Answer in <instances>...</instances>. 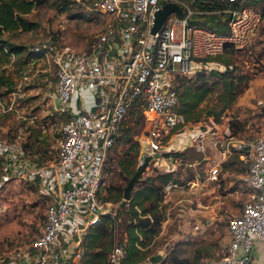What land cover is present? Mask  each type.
I'll return each instance as SVG.
<instances>
[{"label": "built area", "instance_id": "built-area-1", "mask_svg": "<svg viewBox=\"0 0 264 264\" xmlns=\"http://www.w3.org/2000/svg\"><path fill=\"white\" fill-rule=\"evenodd\" d=\"M166 2L177 3L181 14L170 11L153 30L156 12ZM93 5L102 24L82 48L55 41L52 45L38 41L31 46L34 52L51 57L55 80L50 105L64 117L48 148L51 157L46 160L29 154L20 142L27 125L35 121L34 115L26 116L24 123L17 125L13 142L0 139V154L12 159L8 163L1 161V167L5 171L13 169L3 177L27 175L36 186L37 197L44 201L38 233L31 239L30 249L21 253L22 263H78L87 227L99 220L101 213H113L117 205L102 197V166L120 121L137 101L145 123L137 135L138 163L147 157L143 172L148 174L150 165L174 171L183 163L194 170L187 183L200 186L204 178L218 180L222 161L232 153L246 163L240 179L248 190L239 212L228 215L226 243L210 264H247L252 259L255 240L264 239V130L238 137L229 122L222 126L220 121L203 125L192 144L202 156L194 160L174 157L165 142L178 129L183 132L188 122L176 108L180 77L206 69L210 62L207 56L249 46L258 34L264 13L240 0H94ZM206 12L226 16L227 29L216 30L192 21ZM30 73L32 64L27 63L21 70L22 78H28ZM21 93L12 89L7 102L0 100L1 115L19 113L15 94ZM258 103L264 111V99ZM45 124L40 122L42 129ZM208 133L211 154H207L203 140ZM12 149V153L6 152ZM201 162L208 163L204 173L196 168ZM176 185L172 179L165 182L163 200ZM169 205L164 209L159 229L165 239L151 254L158 257L151 260L149 255L136 264H167L169 250L176 240L202 234L209 227L198 199L182 197ZM172 218L177 230L165 236ZM125 256L124 244L115 242L107 264H123ZM4 264L18 263L10 259Z\"/></svg>", "mask_w": 264, "mask_h": 264}, {"label": "rangeland", "instance_id": "rangeland-1", "mask_svg": "<svg viewBox=\"0 0 264 264\" xmlns=\"http://www.w3.org/2000/svg\"><path fill=\"white\" fill-rule=\"evenodd\" d=\"M52 1L56 5L66 2L67 10H58ZM93 4L94 0L37 1L34 7L26 13L28 18L38 22L37 26L29 30L4 31L2 36L25 46L26 51L38 41H47L49 45H52L54 41L57 44L68 43L76 48H82L90 35L100 29L102 24V18L94 9ZM176 33L178 34V29H176ZM221 54V56L210 55V57H206L210 61L206 71L210 68L225 71V60H227L230 67L236 65L237 70L242 72L244 77L239 80L237 76L231 77L224 74L222 77H213L212 75L205 79L203 74H208L209 72L197 73L195 71L190 73V81L195 79L198 82L205 81L206 96L194 106V114L188 117L185 130L196 129V131H199V129H203V125L211 126L214 119L207 112L212 107L218 109L221 106L222 114L219 126L231 121L234 133L238 137L260 134L264 130V111H262L258 103L259 99H264V23L254 42L249 47ZM27 63L32 64V73L29 74L28 78L23 79L19 68L25 67ZM50 67V56L39 54L37 56H29L26 59L23 54L15 55L5 65L4 74H9L15 83L12 89L22 92L20 95L15 94L16 106L22 116L16 117L15 114L19 113L13 111L0 114V139L6 142L14 141L12 137L15 135L16 127L19 123H24L26 116L34 115L35 119L37 116L46 117L44 119L41 118L44 123L46 122L45 128L41 130V134L37 139L31 140L32 144L27 146L28 149L23 144L26 139L20 140L22 146L27 149L29 154H37V156H42L46 160L52 155L48 148L56 139L55 128L61 118H64L56 113L50 105L55 80L54 70ZM220 78H224L226 81L224 87L223 82H219ZM9 91H6L5 86H0L1 101H8ZM222 103H224V106H222ZM41 119L37 122L40 129ZM53 121L55 122L54 125L48 124ZM180 130L182 128L175 131L171 139L165 142V145L170 147V152L174 149L182 148L186 134L180 133ZM210 137L211 134L208 133L203 139L206 142L207 154L212 153V149L209 146L211 143ZM123 145V142H119L116 144V151L115 149L110 151L112 152L113 160L110 163L112 168L107 175L114 174L112 178L108 176L110 182H124L121 174L118 173L120 166L117 163L118 158L116 156L117 152L121 153L124 150ZM13 151L14 149L6 152L10 154ZM1 161L8 163L12 159L8 156L4 158L0 154ZM207 164V162H201L196 168L204 173V167ZM163 168V166L155 168L150 165L149 169L151 170L148 171V174L155 175V184H159L156 173L164 171ZM11 170L13 169L11 168ZM11 170L5 171L0 163V264L7 259L9 254L17 251L22 253L24 250L30 249V241L38 233L44 208V201L42 198L37 197L38 193H25L26 177L21 176L18 180L14 179L15 176L3 177L4 173L11 174ZM243 170L242 164L237 161L233 162V164L223 163L219 171L218 180L209 181L204 178L200 186H190L187 183L194 172L193 166H185L182 163L174 170L175 173L177 172V179L172 180L177 185L166 196V200H163L165 183L163 184L158 206L165 203L163 208L166 210V207L174 203L176 199L182 197H190L194 201L198 199L203 205L201 209L206 210L209 214L211 213L213 220H209V227L202 234H193L187 238L176 240L167 257V264H190L195 261H201V264H210L214 257L222 253L227 239L228 215L239 212L248 190L247 185L240 179V174ZM148 174L141 171L138 175H141L140 178L142 180V177ZM108 180L105 178V183ZM137 183L135 181L133 187ZM197 189V193L200 194L199 197L196 193ZM168 223L171 226H169L170 234H174L177 227L171 224L173 223V218ZM116 232L117 236L120 237L122 234L121 225L116 228ZM163 236L158 230L155 236L150 239L148 244L149 251L147 250L149 253L156 252L162 246L165 239ZM254 244H256L254 249L255 258L247 264H264V239H256Z\"/></svg>", "mask_w": 264, "mask_h": 264}, {"label": "trees", "instance_id": "trees-1", "mask_svg": "<svg viewBox=\"0 0 264 264\" xmlns=\"http://www.w3.org/2000/svg\"><path fill=\"white\" fill-rule=\"evenodd\" d=\"M37 1L41 2L43 0H0V86H5L6 91H9L10 89L12 90L15 83L9 74H4L5 65L13 59L15 55L23 54L27 59L29 56H37L39 53L34 52L31 47L26 51L25 46L6 39L2 36V33L4 31L29 30L35 28L38 22L34 19L28 18L26 13L34 7L35 2ZM52 2L56 5L54 1ZM240 3L252 5L261 9L264 13V2L262 0H240ZM56 6L60 11L67 10L68 8L66 2L57 4ZM223 16L224 15L219 13L206 12L202 13L198 18L193 19L192 21L222 31L227 29V18L226 16ZM263 23L264 20L261 27L263 26ZM238 50L241 49L230 48L226 52ZM221 55L222 54H218L216 56ZM225 63V71H218L214 68H210L208 71H206V69H201L196 72H209L208 74H203L205 79L212 75L213 77H222L224 74L230 75L231 77L237 76L239 80L243 79L244 74L237 70L236 65L230 67L227 60H225ZM22 69L23 67L19 68L20 73ZM204 82L205 81L198 82L196 79L190 81L189 75H182L179 79L177 85L178 103L176 108L183 113L186 121H188V117L194 114V106L206 96ZM219 82H223V87L226 85L224 78H220ZM222 106H224V103H222ZM221 111V106L218 109L212 107L208 110L207 114H211L214 121L218 122L221 118ZM41 118L42 117L37 116L35 121L28 124L25 128V133L27 132V134H25L24 138L26 141L23 142V144L27 149V146L32 144L31 140L37 139L41 134L42 127L40 126L41 129L39 128V123L36 125V122ZM44 118L46 117H43L42 119ZM42 119L41 121H43ZM229 123L230 125L232 124L231 121H229ZM144 124V118L140 112V105L135 101L120 121L115 133V140L111 148L108 150L102 166V197L117 203V205L115 206L113 213H101L99 220L87 227L81 242L83 253L77 264H107L110 248L115 242H121L125 246L126 256L123 260V264H136L142 262L149 255L154 253L148 252V244L150 239H152L160 229L161 221L164 218L163 206L165 207V203H163L164 205L161 204L158 206L159 196L165 182L169 179H177V172H157L156 175L159 184L154 183L155 175L148 174L142 177V180L140 178L141 175H138L136 179V182L138 183L132 187L130 198L128 201L120 204L125 181H128L129 177L134 174L138 165L140 143L137 139V135L144 127ZM231 127L233 126L231 125ZM119 142L124 143V150L121 153H116L118 158L117 163L120 166L118 173L121 174L124 182H110V180H108L109 175H107L108 171L112 168L110 163L113 160V156L110 151L111 149L114 151L116 144ZM170 154L174 157H179L182 160L200 159L202 156V152L197 150L194 145H187L181 149H174ZM235 161L241 163L245 170L246 163L240 160L236 153H232L229 157L223 160L221 165H223V163L233 164ZM113 175L114 174L112 173L109 178H112ZM105 178L108 180L107 183H105ZM173 223L171 224L173 225ZM119 225H121L122 230L120 237L117 236L116 232V228ZM170 227L165 236H168L171 233ZM7 261L8 259L4 262L2 261V263ZM200 262L201 261H195L190 264H201Z\"/></svg>", "mask_w": 264, "mask_h": 264}, {"label": "water", "instance_id": "water-1", "mask_svg": "<svg viewBox=\"0 0 264 264\" xmlns=\"http://www.w3.org/2000/svg\"><path fill=\"white\" fill-rule=\"evenodd\" d=\"M172 10H175V11H177L178 14H181V8L177 3H175V2L164 3L163 7L156 12L155 20H154V24H153L152 29L155 30L161 24V22L166 17V15ZM57 104H58V100L56 99L55 105H57ZM146 159H147V157L145 158V160L143 162L138 163L134 174H132L129 177L127 183L124 185L123 194H122V198L120 200V204H123L126 199L130 198L132 187H133V185L137 179L138 174L143 170V168L145 166ZM157 257H158V255L154 254V255L150 256V259L155 260ZM64 264H66V263H64Z\"/></svg>", "mask_w": 264, "mask_h": 264}, {"label": "crops", "instance_id": "crops-1", "mask_svg": "<svg viewBox=\"0 0 264 264\" xmlns=\"http://www.w3.org/2000/svg\"><path fill=\"white\" fill-rule=\"evenodd\" d=\"M37 122H36V124H37ZM201 131L202 130H200V129H199V131L198 130L196 131V129H192V130H188V131L184 130V132L180 131V133H185L186 134L185 140L184 141L182 140L184 142L183 145H182V148L187 146V145L195 144V140H196L197 137H199V132H201ZM23 176L27 178V175H23ZM14 179L18 180V179H20V177H16L15 176ZM35 188H36V186H35L34 182L30 178H27V185L24 187L25 193H37ZM202 215L206 216L207 220H210V221L213 220L212 217H211V213L209 214L206 210H202ZM209 217H210V219H209ZM255 248H256V244H254L253 248H252V259L255 258V255H254V249ZM7 259H8V261L10 259L15 260L18 264H24V263H22L23 262L22 261V259H23L22 255L18 251L16 253L9 254ZM5 263H7V262H5ZM1 264H4V263H1Z\"/></svg>", "mask_w": 264, "mask_h": 264}]
</instances>
